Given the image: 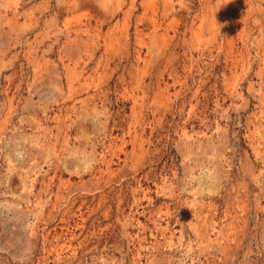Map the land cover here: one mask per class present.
I'll return each mask as SVG.
<instances>
[{
	"label": "rangeland",
	"instance_id": "rangeland-1",
	"mask_svg": "<svg viewBox=\"0 0 264 264\" xmlns=\"http://www.w3.org/2000/svg\"><path fill=\"white\" fill-rule=\"evenodd\" d=\"M0 264H264V0H0Z\"/></svg>",
	"mask_w": 264,
	"mask_h": 264
}]
</instances>
